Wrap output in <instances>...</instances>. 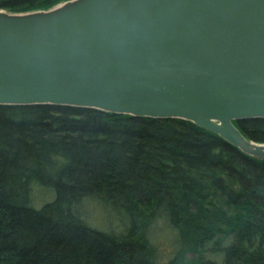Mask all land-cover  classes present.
Returning a JSON list of instances; mask_svg holds the SVG:
<instances>
[{
  "label": "trees",
  "instance_id": "trees-1",
  "mask_svg": "<svg viewBox=\"0 0 264 264\" xmlns=\"http://www.w3.org/2000/svg\"><path fill=\"white\" fill-rule=\"evenodd\" d=\"M233 122L264 142V117ZM92 194L125 210L120 230L80 217L75 204ZM162 221L177 244L165 261L150 237ZM0 264H264V157L184 118L0 104Z\"/></svg>",
  "mask_w": 264,
  "mask_h": 264
},
{
  "label": "water",
  "instance_id": "water-1",
  "mask_svg": "<svg viewBox=\"0 0 264 264\" xmlns=\"http://www.w3.org/2000/svg\"><path fill=\"white\" fill-rule=\"evenodd\" d=\"M0 104L178 117L264 157V0H61L0 8Z\"/></svg>",
  "mask_w": 264,
  "mask_h": 264
},
{
  "label": "rangeland",
  "instance_id": "rangeland-1",
  "mask_svg": "<svg viewBox=\"0 0 264 264\" xmlns=\"http://www.w3.org/2000/svg\"><path fill=\"white\" fill-rule=\"evenodd\" d=\"M49 193L50 191H47L44 188H38L37 193H35L36 199H44L46 195H49ZM75 210H77L80 217L87 224L94 228L105 231L120 230L122 228L121 219L124 216L127 217V213L121 206L111 203L109 200L95 196L93 194L84 198L81 203L75 204ZM173 233L174 232L171 231L166 221H162V223H154L150 229V237L157 250V256L162 261H165L169 257L173 256L177 250V244L173 239ZM165 235L167 237H165ZM186 255L188 258H190L195 256L196 253L193 251H188ZM204 256L220 261L222 258V253L211 250V245L208 244L207 248L204 250Z\"/></svg>",
  "mask_w": 264,
  "mask_h": 264
}]
</instances>
